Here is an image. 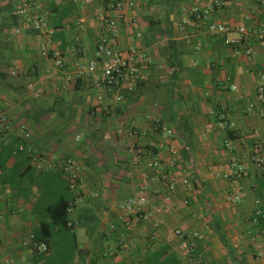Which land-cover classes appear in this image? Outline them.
Masks as SVG:
<instances>
[{"label": "crops", "instance_id": "obj_1", "mask_svg": "<svg viewBox=\"0 0 264 264\" xmlns=\"http://www.w3.org/2000/svg\"><path fill=\"white\" fill-rule=\"evenodd\" d=\"M30 1L40 28L16 13V0H0L9 27L0 35V264H141L163 247L183 264H264V204L252 223L264 194L253 159L260 145L264 161V0H114L122 6L113 11L103 0ZM108 15L118 21L115 50L144 56L138 79L113 88L101 68L87 74ZM212 24L244 26L251 56ZM69 160L82 179L74 225L53 228L37 261L31 236L71 195ZM163 177L175 187L168 198ZM141 187L154 217L121 218ZM177 229L200 234L203 263Z\"/></svg>", "mask_w": 264, "mask_h": 264}, {"label": "built area", "instance_id": "obj_2", "mask_svg": "<svg viewBox=\"0 0 264 264\" xmlns=\"http://www.w3.org/2000/svg\"><path fill=\"white\" fill-rule=\"evenodd\" d=\"M16 2V13L19 16H23L26 22L33 23L36 28H40L41 22L38 20H35L33 22L32 19L28 16V12L29 10H31V7L34 3H32L30 0H16ZM121 6L122 3L120 1H110L109 3H107L106 7L107 10L113 11L119 10ZM194 11L197 12V9H195ZM105 22L107 24L108 36L103 37L99 41L96 48L95 57L88 65L87 74L89 75L95 72L98 68H101L103 72L104 82L108 88L117 87L123 84H132L138 79V65L140 63V59H143L144 56H141V54H139L136 49H131L126 54L115 50L114 43L117 36L119 35L117 18L108 15L105 17ZM208 30L211 33L222 35L224 44L228 47L233 48L237 53H242L248 57L251 56L252 49L248 46H245V37L248 34V30L244 26L238 27L236 30H231L223 24H212L209 26ZM42 55L48 56L49 53L48 51L43 50ZM53 57L57 67H65V62L60 52H55L53 54ZM260 80L261 84L258 87V95L262 98L264 97V69L260 72ZM3 121H6V118H3ZM165 133L167 135H171L172 131L166 129ZM255 148L256 154L253 157L254 162L258 169L263 170L264 161L260 158L262 146L256 145ZM19 150L24 151V147L21 146ZM153 166H155V168H161L158 162H155ZM63 172L67 177L68 188L72 194V200L69 202V206L67 209L68 213L71 215L80 201L82 179L79 168L76 167L75 164L70 160L67 162V164H65ZM242 172L243 169L238 168L237 166L234 171V175L239 178L242 176ZM163 179L165 180V184L167 186L166 197L168 198L170 197V195H172L175 187L165 177H163ZM182 183L185 186H189V180L187 178H183ZM234 200L235 199H233L232 201ZM183 204L187 205L188 201L183 200ZM255 204L256 209L252 219V223L254 225L259 224L260 218L263 213L262 205L264 204V199H257ZM119 209L122 212L121 218H124L125 216H134L138 221L151 220L155 215V210L148 208V196L144 187L139 188L133 197L124 200V202L120 204ZM73 225V221L70 220L69 226ZM175 234L186 239L191 252L195 250L197 242L202 239L199 233L184 234L179 229L175 231ZM31 240L34 250H36L38 253H45L47 251L46 245L36 243L33 239V235L31 236ZM195 257L197 259V263H202L204 261L202 254H196Z\"/></svg>", "mask_w": 264, "mask_h": 264}, {"label": "trees", "instance_id": "obj_3", "mask_svg": "<svg viewBox=\"0 0 264 264\" xmlns=\"http://www.w3.org/2000/svg\"><path fill=\"white\" fill-rule=\"evenodd\" d=\"M106 4L114 0H103ZM170 1V0H169ZM1 10H0V35L2 34L5 28H9L3 22H1ZM10 20L15 22V16H10ZM4 21V20H3ZM149 31L152 35L162 33L163 30L159 26H150ZM22 152V151H20ZM69 192V188H68ZM258 198H264V194ZM72 200V194L69 196V193H66L50 205L47 209V218L50 220L49 223L45 221L41 222V228L33 234V239L38 244H44L47 247L45 253H38V259L43 257V254H46L49 251V243L52 234L53 228H59L60 230H70V214L68 213L69 202ZM47 231V233H46ZM37 253V251L35 250ZM194 254H201L198 251H194ZM141 264H183L174 252H171L169 247H163L161 250H153L148 252Z\"/></svg>", "mask_w": 264, "mask_h": 264}, {"label": "rangeland", "instance_id": "obj_4", "mask_svg": "<svg viewBox=\"0 0 264 264\" xmlns=\"http://www.w3.org/2000/svg\"><path fill=\"white\" fill-rule=\"evenodd\" d=\"M189 187H190V185H189ZM188 201V200H187ZM181 204L183 203V200L180 202ZM188 204H189V201H188ZM187 204V205H188ZM182 205H184V204H182ZM185 206V205H184ZM73 215V213L71 214V216ZM203 263V262H202Z\"/></svg>", "mask_w": 264, "mask_h": 264}]
</instances>
